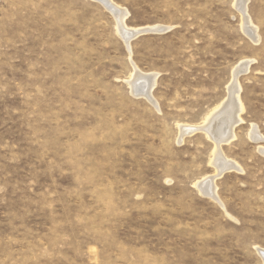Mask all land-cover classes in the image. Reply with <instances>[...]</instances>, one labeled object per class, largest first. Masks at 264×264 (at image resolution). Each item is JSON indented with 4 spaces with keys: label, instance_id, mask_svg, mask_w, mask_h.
Wrapping results in <instances>:
<instances>
[{
    "label": "rangeland",
    "instance_id": "obj_1",
    "mask_svg": "<svg viewBox=\"0 0 264 264\" xmlns=\"http://www.w3.org/2000/svg\"><path fill=\"white\" fill-rule=\"evenodd\" d=\"M110 2L0 0V264H264V0L247 4L258 42L239 0ZM114 6L163 30L128 42ZM242 61L222 145L241 171L214 200L197 184L215 145L192 128ZM135 68L158 76L152 100Z\"/></svg>",
    "mask_w": 264,
    "mask_h": 264
},
{
    "label": "bare ground",
    "instance_id": "obj_2",
    "mask_svg": "<svg viewBox=\"0 0 264 264\" xmlns=\"http://www.w3.org/2000/svg\"><path fill=\"white\" fill-rule=\"evenodd\" d=\"M102 1L107 4L113 5L110 2L112 0H102ZM248 2L249 0H239V5H238V9L243 14L242 15L244 20L243 30L247 35H249L252 38V40H254V42H258L257 28L251 24L247 12ZM113 8L115 12H117L120 33H122L126 41L129 42L133 37H135L134 36L135 34L148 31L149 28L128 29L124 24L125 19L128 15L127 12L123 11L122 9L120 10L115 6ZM151 30H159V28L153 27V29L151 28ZM250 62L251 61H242L239 64H237V67L233 70V80L231 81V84L227 88L228 89L227 98L223 101V103H221V105L216 107L213 110V112L207 115L202 125L192 128V130L194 131L201 130L205 132V134L211 139L212 142H214L215 145L214 160L213 159L212 160L214 164L213 166L216 167V170L218 172L217 174L215 172L216 175L212 176L210 179H208L209 177L206 178L208 181L204 180L201 183L197 184L199 186L198 190L200 189L202 193L204 192L208 194L214 200L218 199L217 187L215 184L216 178L221 177L228 170L241 171V169L235 162H233L232 160H228L227 157L224 155V153L222 152V145L224 144L226 145L227 142L230 143V141L236 138L235 128L243 122L241 114H243L245 107L240 96L241 86L238 81V76H239L238 74H240L241 72L245 73L247 70H249L250 67L249 65L251 64ZM156 76L157 75H147V74L144 75V73H141L138 69L135 68L132 76V80L129 81L132 91L135 93L139 92V94H143L149 100H152L153 98L152 92L156 84ZM182 129L184 130V127ZM192 130L190 131L192 132ZM249 135L251 140L253 141L261 140V135L255 126L252 127ZM259 251L264 259V251L262 250Z\"/></svg>",
    "mask_w": 264,
    "mask_h": 264
},
{
    "label": "water",
    "instance_id": "obj_3",
    "mask_svg": "<svg viewBox=\"0 0 264 264\" xmlns=\"http://www.w3.org/2000/svg\"><path fill=\"white\" fill-rule=\"evenodd\" d=\"M163 29H160V30H148V31H145V32H141V33H139V34H135L134 36H138V35H140V34H142V33H148V32H161ZM134 38V37H133Z\"/></svg>",
    "mask_w": 264,
    "mask_h": 264
}]
</instances>
